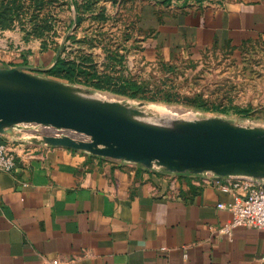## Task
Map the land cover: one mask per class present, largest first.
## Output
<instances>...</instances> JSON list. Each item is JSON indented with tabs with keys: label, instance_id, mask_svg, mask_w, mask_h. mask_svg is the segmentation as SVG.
I'll list each match as a JSON object with an SVG mask.
<instances>
[{
	"label": "crops",
	"instance_id": "crops-1",
	"mask_svg": "<svg viewBox=\"0 0 264 264\" xmlns=\"http://www.w3.org/2000/svg\"><path fill=\"white\" fill-rule=\"evenodd\" d=\"M135 1L153 54L264 44V0ZM9 33L1 64H54L38 44H7ZM37 133H0L16 155L0 171V264H264V229L221 231L232 213L219 204L234 196L213 176L50 145Z\"/></svg>",
	"mask_w": 264,
	"mask_h": 264
},
{
	"label": "rangeland",
	"instance_id": "rangeland-1",
	"mask_svg": "<svg viewBox=\"0 0 264 264\" xmlns=\"http://www.w3.org/2000/svg\"><path fill=\"white\" fill-rule=\"evenodd\" d=\"M4 7L10 24L0 27V42L10 32L7 44H38L53 57V65L50 56L48 64L26 69L34 75L140 108L150 122L219 117L264 126V44L165 56L145 49L149 34L137 28L135 0H0ZM59 57L75 65L73 79L50 73ZM21 126L40 136L56 133Z\"/></svg>",
	"mask_w": 264,
	"mask_h": 264
},
{
	"label": "water",
	"instance_id": "water-1",
	"mask_svg": "<svg viewBox=\"0 0 264 264\" xmlns=\"http://www.w3.org/2000/svg\"><path fill=\"white\" fill-rule=\"evenodd\" d=\"M0 65V133L17 125L53 127L50 145L83 150L172 173H213L264 179V126L219 117L163 123L144 110L87 95L80 87ZM80 134V137L70 135Z\"/></svg>",
	"mask_w": 264,
	"mask_h": 264
},
{
	"label": "built area",
	"instance_id": "built-area-1",
	"mask_svg": "<svg viewBox=\"0 0 264 264\" xmlns=\"http://www.w3.org/2000/svg\"><path fill=\"white\" fill-rule=\"evenodd\" d=\"M53 131L59 132L57 129ZM15 167L14 151L6 144L0 143V171H12ZM206 174L213 176L214 182L223 191L232 192L234 196L231 203L219 204V207L228 208L232 213L231 221L221 227L222 232L230 233L236 227L264 229V179ZM222 178L227 181H221ZM53 263L58 264V261L53 260Z\"/></svg>",
	"mask_w": 264,
	"mask_h": 264
},
{
	"label": "trees",
	"instance_id": "trees-1",
	"mask_svg": "<svg viewBox=\"0 0 264 264\" xmlns=\"http://www.w3.org/2000/svg\"><path fill=\"white\" fill-rule=\"evenodd\" d=\"M9 12H10V9H7L5 7L3 9H0V24H1L0 27L9 26L10 23L7 22L5 19V17L9 16L8 15ZM74 70H75V65L73 63L67 62L65 58L59 57L57 64L51 69L50 73L60 78L73 79ZM169 100L171 99L169 98ZM174 100L176 99L174 98Z\"/></svg>",
	"mask_w": 264,
	"mask_h": 264
}]
</instances>
